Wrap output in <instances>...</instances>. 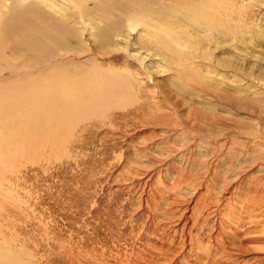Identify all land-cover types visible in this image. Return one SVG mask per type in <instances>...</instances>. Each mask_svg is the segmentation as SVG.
<instances>
[{
	"label": "rangeland",
	"instance_id": "1",
	"mask_svg": "<svg viewBox=\"0 0 264 264\" xmlns=\"http://www.w3.org/2000/svg\"><path fill=\"white\" fill-rule=\"evenodd\" d=\"M220 4L242 31L194 51L190 68L212 81L171 80L174 66L156 49L152 78L138 81L133 62L125 69L107 65L122 49L102 61L70 37L47 63L12 62L31 77L40 71L51 77L62 60L61 68L78 76L110 68L128 79L117 81L122 86L112 81L115 96L100 108L22 142L29 147L10 166L0 159V231L33 263L264 264V0ZM16 19L20 28L10 43L31 24ZM5 40L0 27V50ZM216 60L227 66L215 68ZM3 65L0 77L7 78ZM232 91L240 102L225 98Z\"/></svg>",
	"mask_w": 264,
	"mask_h": 264
},
{
	"label": "bare ground",
	"instance_id": "2",
	"mask_svg": "<svg viewBox=\"0 0 264 264\" xmlns=\"http://www.w3.org/2000/svg\"><path fill=\"white\" fill-rule=\"evenodd\" d=\"M65 2L72 5L67 7L63 5ZM220 11V0H0V27L5 31V41L19 32L20 27H15L18 26L16 18L26 17L31 22L25 32L18 36V40L9 41L8 46L0 50V61L9 70L7 78L0 77V81H6L0 85V159L10 166L15 153L28 149V143L21 145L22 142H28L32 137L38 140L40 135L53 134L56 125L60 124L61 129L72 115L92 110L93 107L100 108L105 101L115 96L112 81L121 86L124 84L117 81H128L127 73L110 68H100L98 72L102 74L94 69L92 73L87 72L86 76H78L74 72L70 73L66 67L62 69L60 59V63L55 64L53 79H50L52 76L45 77L47 73H40L42 71H36L37 76L31 77L30 72H19L20 65L12 64L13 61L30 62V68L34 64L39 66L43 62L47 63L54 57L56 47L59 51H65L64 37H70L75 43L80 39L82 47L84 45L86 48L87 45L89 53L95 56L99 53L102 61L105 58L103 56H111L119 48L122 49L125 54L112 55L107 65L125 69L132 66L133 62L135 68L140 69L137 72L138 81L152 78L149 70L156 55L155 49L170 59L171 65L167 66L170 70L174 66L175 73L171 80L212 81V77L197 75V71L190 68L197 58L194 51L202 50L204 43L223 35L233 41L237 37L236 32L242 31V28L234 27L232 13L221 14ZM161 23L171 28V32L163 30ZM190 29L193 33H186ZM133 31L137 35L132 36ZM208 33L210 35L205 36ZM6 49L11 56L5 54ZM186 49H190V52L186 53ZM132 52L135 57L130 54ZM148 53H151L150 59ZM214 63L217 69L219 65L227 66L218 60ZM87 66L89 69L93 67L90 63ZM197 66L203 68L202 65ZM47 68L45 66L42 70ZM207 71L210 73V69ZM89 74L93 77H88ZM36 80L60 82L29 88L28 85ZM84 81L96 82L87 85ZM22 85L28 88L20 89ZM208 86L203 84V88ZM234 93L227 92L224 96L240 102ZM1 203L0 214L3 208ZM13 241L0 231V264H38L32 262L24 246H17Z\"/></svg>",
	"mask_w": 264,
	"mask_h": 264
}]
</instances>
